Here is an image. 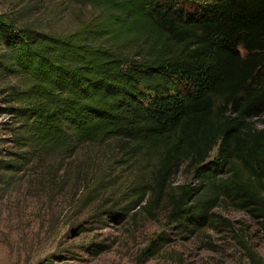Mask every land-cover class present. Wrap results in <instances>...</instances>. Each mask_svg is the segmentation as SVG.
<instances>
[{
    "label": "trees",
    "instance_id": "obj_1",
    "mask_svg": "<svg viewBox=\"0 0 264 264\" xmlns=\"http://www.w3.org/2000/svg\"><path fill=\"white\" fill-rule=\"evenodd\" d=\"M75 1L97 15L65 34L0 18V71L24 84L7 92L19 151L0 166L131 142L152 160L147 204L182 168L194 179L163 226L200 229L232 207L264 228V0Z\"/></svg>",
    "mask_w": 264,
    "mask_h": 264
},
{
    "label": "rangeland",
    "instance_id": "obj_2",
    "mask_svg": "<svg viewBox=\"0 0 264 264\" xmlns=\"http://www.w3.org/2000/svg\"><path fill=\"white\" fill-rule=\"evenodd\" d=\"M96 15L75 0H0L2 20L55 34ZM23 85L0 71L1 160L19 151L20 122L8 112L15 104L7 92ZM151 163L133 143L107 139L0 166V264H264V228L245 211L219 207L200 229L163 226L170 195L195 182L182 168L149 205Z\"/></svg>",
    "mask_w": 264,
    "mask_h": 264
}]
</instances>
